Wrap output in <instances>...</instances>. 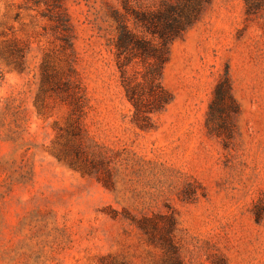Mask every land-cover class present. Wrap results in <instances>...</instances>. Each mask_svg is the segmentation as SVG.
<instances>
[{
  "label": "rangeland",
  "instance_id": "rangeland-1",
  "mask_svg": "<svg viewBox=\"0 0 264 264\" xmlns=\"http://www.w3.org/2000/svg\"><path fill=\"white\" fill-rule=\"evenodd\" d=\"M159 1L60 0L69 46L56 0H0V264H264V0L205 4L144 116L113 10ZM225 70L237 111L208 122Z\"/></svg>",
  "mask_w": 264,
  "mask_h": 264
},
{
  "label": "trees",
  "instance_id": "trees-1",
  "mask_svg": "<svg viewBox=\"0 0 264 264\" xmlns=\"http://www.w3.org/2000/svg\"><path fill=\"white\" fill-rule=\"evenodd\" d=\"M56 1L59 10L57 25H62V39L71 46L67 14L59 3L60 0ZM209 1L160 0L145 9L130 11L125 5L124 14L113 10L116 67L126 97L136 113L147 116L162 110L172 100V94L162 85L161 80L164 64L169 57V47L173 40L181 37L198 19L202 7ZM259 1L245 0L248 4H256ZM127 13L135 19L132 28L128 25ZM133 62L141 64L143 68L130 75L127 67ZM227 109L236 112L237 103L231 91L230 77L225 70L214 87L207 121L219 119Z\"/></svg>",
  "mask_w": 264,
  "mask_h": 264
}]
</instances>
